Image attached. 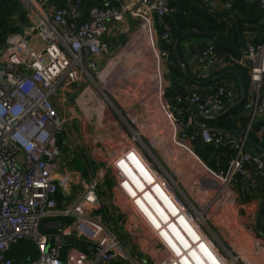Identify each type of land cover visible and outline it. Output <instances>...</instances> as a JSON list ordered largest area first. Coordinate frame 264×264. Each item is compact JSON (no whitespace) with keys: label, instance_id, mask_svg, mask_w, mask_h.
Returning a JSON list of instances; mask_svg holds the SVG:
<instances>
[{"label":"built area","instance_id":"1","mask_svg":"<svg viewBox=\"0 0 264 264\" xmlns=\"http://www.w3.org/2000/svg\"><path fill=\"white\" fill-rule=\"evenodd\" d=\"M16 1L24 8L28 24L22 34L8 36L0 49V264H13L7 253L23 240L33 243L37 255L20 264H233L236 255L225 249L212 224H208L209 211L213 206L221 210L225 198L224 208L231 207V213L238 216L233 212L237 198L255 191L259 180L264 179L263 156L247 152L243 138L196 127L189 108L161 102L162 92L158 99L173 143L181 146L175 138L178 127L191 129L181 137L189 143L188 150L202 173L199 188L188 194L194 206L179 190L175 174L176 182L154 161L142 157L137 147H145L136 135L131 136L125 152L99 166L87 183L67 168L58 170V140L67 130L68 121L76 119L79 123L81 119L60 112L54 96L66 85L85 80L93 84V78H97L94 58L106 50L103 36L109 28L122 32L113 24L122 23L127 14L140 20L141 27L151 35L154 17L170 13L167 1L130 0L125 5L122 0H104L105 6L92 7L83 23L77 21L79 0H63L66 7L56 9L47 8L46 0ZM113 1L121 2V6L113 8ZM257 1L264 13V0ZM223 7L229 9L230 3ZM161 39L166 44L171 42L167 32ZM165 53L162 56H167ZM198 57L208 67L221 70L238 66L247 70L255 92L263 82L264 41L258 46L247 44L237 56L221 57L210 46ZM198 89L194 86L191 96L178 98L177 104L186 101L198 105ZM232 97L230 87L215 86L205 105L221 106ZM246 108L252 116L262 113L264 98L250 102ZM183 112L189 115L180 121ZM259 132L264 133V126ZM196 141L232 147L234 153L227 168L219 169L216 164L212 169L203 163L190 149ZM106 175L113 179L109 204L98 190ZM237 176L245 182L240 184ZM231 184L237 187L236 193ZM76 185L79 190L73 192ZM112 214L122 219L121 226L134 248L116 233ZM246 216L252 231L255 217L250 212ZM69 238L82 249L70 246ZM258 244L264 249V241L255 242ZM253 261L264 264V252Z\"/></svg>","mask_w":264,"mask_h":264},{"label":"crops","instance_id":"2","mask_svg":"<svg viewBox=\"0 0 264 264\" xmlns=\"http://www.w3.org/2000/svg\"><path fill=\"white\" fill-rule=\"evenodd\" d=\"M85 1L86 3H101V5L104 2V0ZM126 1L130 0H122L125 5L128 4V2ZM200 1L205 5H208L209 7L215 5V10L224 12L223 10L225 8L223 7V5L225 3L220 4L217 0ZM103 5L105 6V4ZM120 6L121 2H112L113 8H119ZM93 7H98V5H94ZM53 9H56V7H53ZM90 9H88L86 13H84L85 10H82L81 7L79 18H84V22L88 20V12ZM21 10L26 21L25 24L22 26L25 27L28 22L25 18L24 10L22 9V7ZM11 19H16V16L12 17ZM155 19L156 18L154 17L151 27V35H149L148 32L141 27L140 20H138L137 18L129 17L127 14H125L122 23L113 24L114 27L122 30V32L116 30L115 28H109L107 34H105L102 38V41L106 43V50L101 51L100 54L94 58L97 66V78H93V84L89 80H85V83L63 86L61 89L58 90V92L53 98V102L60 112L64 111L66 115L70 116L78 114L82 118L79 123L72 125L69 129L66 125L67 130L62 133L61 137L58 140V144L60 143V146L61 143L66 144V140L68 141L67 143L72 142L73 145L76 144L74 146H77L78 142L83 144L85 151L79 152V156L81 157L82 161L84 157L85 159L87 158L95 161L97 164L96 170L99 166H102L103 163L109 164L113 162L120 153L125 152L128 149V145L130 144L129 140L133 135H136L138 139H140L141 145L145 147V149L139 147L137 148L139 149L142 157L148 162H151L150 153H156L154 148L160 149V154L164 150V133H166L167 131V133L169 134L170 126L165 118L162 106L159 103L158 94L162 92L161 102L164 101L173 107L179 106L178 104H173L172 100L166 99L165 97V90L169 87V66L174 65V62L169 59V54H166L165 51H161L158 48L159 42L163 41L161 39V34L163 32L161 34H158L155 26ZM83 20L81 19V23H83ZM133 26H135L134 30H132ZM21 28L23 29V27ZM129 37L136 38L137 40H139L138 42L143 45V50L149 48L151 49L154 56V63L152 64L151 62L149 68L150 72L152 73L154 67V80L134 79L135 77H138L137 73L142 71V67L138 66V64L142 66V62L138 59V53L136 52V50L132 48L128 49V47H131L128 43ZM245 39V46L247 45L248 41L253 40V38L249 37L248 35H246ZM263 41L264 36L260 44ZM201 44H205L208 47L212 46L215 49V46L211 44L210 41H206L202 39V37H195V40H193V42H184L183 60L187 69L191 72L194 77L200 79L202 77L203 70L204 76L202 80H206L210 77H214L217 73L221 72L222 69L220 70L214 67H208L206 63L200 61V57L198 56L201 54H190L191 49L197 50V47ZM163 53H165L167 56H162ZM163 75V79L165 80H162ZM163 82L165 83V85L163 84ZM262 83L258 87V91L255 92L252 90L251 84L249 82L247 91L245 89V99L247 98L246 105L254 100L264 98V94L261 90ZM146 86L151 89V92L142 93L143 89ZM223 86H233V81L223 80ZM214 87L215 86L211 87V91ZM237 88H231L233 91V96ZM190 89L191 87L188 88L189 93ZM208 93L209 86L207 85L205 88H200L199 96L200 98L204 96H206L207 98V96L209 95ZM183 103V108H189V113L191 114L195 112L198 108H200L199 105H189L186 101H184ZM228 104L229 100H224L221 106L225 107ZM246 105H244L242 114L244 117H248V124L256 122L257 119L264 121V111L260 114H255L254 116H252L251 112L248 111V109L246 108ZM189 113L187 112L186 114L189 115ZM180 121L182 120L180 119ZM155 133H162L163 138H161L160 140H156ZM183 133L184 130L178 127V134L181 136ZM256 134L257 136L259 135L257 132ZM73 135H75V138L78 140L77 142H73ZM235 138L237 139L238 137ZM255 142L264 148V143L262 144L259 139ZM137 144L140 145V143ZM196 144L197 143L191 146V150H193ZM88 148L95 155L96 159L88 158L86 156V149ZM185 150L189 153V155H192L188 149ZM255 150H257L256 152L254 151L255 154L263 156L264 159L263 153L258 149ZM83 164L86 167V175L90 177L91 173L88 167L84 162ZM61 171H63V169L59 170V172ZM237 179L240 181V184L245 182L240 180L239 178ZM89 180L90 179L88 178V181ZM261 180L263 179H260L259 182ZM230 187L234 189L233 191L235 193L237 192L236 186L231 184ZM256 194H251L247 191V193L243 197L237 198V203L239 201L240 205L238 208H236V212L238 214L239 209H242L243 213L245 212V215L243 216V225L247 227L249 222V216L247 217L246 215L248 214V212H250L252 216L254 215L255 217L258 206L260 204L261 197L255 196ZM202 202H204V204L206 203V201ZM58 203L60 204V200L58 201ZM204 206L205 205H203V207ZM224 215L227 219H232L233 222V213H225ZM262 226L264 228V212L262 215ZM233 236L237 238V235L233 232L227 235L222 234L224 240L231 245H228L230 247V251H233V254H236V251L234 250L235 247L233 246V244H237L234 241ZM241 236L245 237L244 233L243 235L241 234ZM255 248L263 249L262 247ZM237 251L239 252L242 262L244 264H250L249 260H255L257 254H260H256L253 251L250 252V249L249 252H244V250L241 249ZM250 253L252 254L251 257L249 256ZM232 260L235 261V264H238L236 257L232 258ZM254 263L258 264V262L255 261ZM197 264L201 263L198 262Z\"/></svg>","mask_w":264,"mask_h":264},{"label":"trees","instance_id":"3","mask_svg":"<svg viewBox=\"0 0 264 264\" xmlns=\"http://www.w3.org/2000/svg\"><path fill=\"white\" fill-rule=\"evenodd\" d=\"M42 1V0H38ZM79 14L77 21L81 23L80 10H85L84 13L94 5H98V7H104L102 3L95 4L94 2L86 3L85 0H79ZM206 1V0H205ZM220 4H224L229 2L230 8L227 10H223L226 14L232 17L241 33L242 36V44L238 49H232L228 45L237 44V33L234 27V24L229 22L228 20L212 14L211 12L205 10L202 7H199L194 0H167L170 13L162 18L155 19V26L158 34H161L164 31H167L171 37V42L169 44L160 41L158 44V48L161 51H165L169 53V59L174 62V65L169 66V87L165 90L166 99L172 100V103L177 105V99H184L186 97H190L191 93H189L188 88L192 86H196L193 82L187 79L182 69L178 65L174 50L173 43L176 38L188 32H200V33H210L216 36L220 41L224 44H218L209 38L202 37L204 40L210 41L211 44L215 46V52L221 57L228 58L230 56H237L239 52L245 47L246 44V35L252 37L253 40L248 41L247 44H251L253 46L260 45V42L264 36V13L259 6V2L257 0H217ZM204 4V3H203ZM47 8H62L66 7L63 0H46ZM101 5V6H100ZM205 5V4H204ZM16 14V15H15ZM16 16V19H11ZM25 19L23 16V12L21 10V5L19 2L15 0H0V49L5 44V39L10 34L21 33L22 25L25 24ZM84 22V20L82 21ZM7 29L8 33L6 35H2L1 30ZM184 41L183 39L179 45L178 50L180 55L184 59ZM208 46L205 44H201L197 47V50L191 49V53L201 54ZM232 68L237 71L243 80L245 89L247 91V87L249 84V79L247 76V70L238 67V66H230L226 69ZM225 69V70H226ZM224 70H221V72ZM223 80H232L233 86L231 88H237L236 77L232 74L220 77L210 84L206 85H197L199 90L197 94L199 95L200 88H205L208 86H219L223 85ZM228 87V86H226ZM262 93L264 94V78L262 83ZM247 99V98H246ZM239 105L238 107L231 110L230 114L222 116L216 120L204 121L203 123L210 126H215L218 128H230L233 124L234 127L239 131H244L248 125V117L243 116V108L246 105L247 100ZM184 101L178 104V106H183ZM194 114V112L192 113ZM188 114L183 112L179 118L182 121H185ZM234 120V122H233ZM264 121L257 119L256 122H253L248 131V136L253 140H260V142L264 143V133L259 132V129L264 126ZM191 129H184V133L188 135ZM256 132L259 134L257 136ZM226 134V132H223ZM230 138H235V136H229ZM215 149L214 155L209 157L206 153L200 155L199 151L201 149ZM194 153L210 168L215 169L216 164L219 169L225 170L228 162L233 156V149L229 145L225 146H208L203 144H196L193 148ZM255 152L257 150H254ZM254 151H251L247 148V152L255 154ZM260 153V152H258ZM83 162L88 167V164H92L95 167L97 166L96 162L92 159H83ZM82 162V163H83ZM252 167H248L250 169ZM237 178H241L237 176ZM240 183V181L237 179ZM251 194H256L257 197H262L264 193V179L258 182V188L255 191H251ZM56 200H60V196L56 195ZM62 221V219H58ZM67 221H71V219H67ZM42 230V229H41ZM53 232V231H52ZM70 246L82 249L81 245H78L72 238L68 239ZM37 255L36 248L32 242L23 240L18 242L15 245H12L7 253V257L13 261V264L24 263L28 260L35 258ZM111 264H121L119 262H112Z\"/></svg>","mask_w":264,"mask_h":264},{"label":"rangeland","instance_id":"4","mask_svg":"<svg viewBox=\"0 0 264 264\" xmlns=\"http://www.w3.org/2000/svg\"><path fill=\"white\" fill-rule=\"evenodd\" d=\"M135 29V26H133L132 30ZM2 35H6L8 33L7 29H2L1 30ZM195 40V37H188L185 39L184 42H193ZM136 38L129 37V44L136 52L138 53V59L142 62V66L138 64L139 67H142V71L137 73L138 77H135V80H154V67H153V72H150L149 65L154 63V56L151 51V49H146L143 50V45L138 42ZM207 41V40H206ZM127 43V42H126ZM162 69V68H161ZM141 73V74H140ZM164 75L162 76V80ZM141 78V79H140ZM165 85V83L163 82ZM151 92V89L148 88L147 86L143 89L142 93H149ZM133 95V94H132ZM78 115V114H76ZM81 118L80 115H78ZM78 121L76 119L68 121L67 122V128L69 129L72 125L77 124ZM156 134V140H160L162 137V133H155ZM93 135V134H91ZM154 135V134H153ZM172 131L169 130V134L164 133V138H163V149L164 151L162 152V155L159 153L160 149L154 148L156 151V155L151 153L153 157L158 161L159 165L163 168V170L171 177L173 181H177V186L179 187V190L185 194V196L189 199V201L193 204V201L188 197V194L190 191H194L195 189H198L200 186L199 180L202 175L200 168L195 160V158L192 155H189L188 152L183 147H186L189 149V143L182 138L179 134L178 131L175 134V138L181 143L180 145H176L173 143V138H172ZM170 137V138H169ZM74 142H77L78 140L75 138V135H73ZM68 141L66 140V144H62L60 146V143L58 144L59 150H60V156L58 159V165H59V170H62L63 168H67L68 172L74 174L75 176H81L85 182H88V176L86 175V167L82 163V159L79 156V152H84L85 148L83 144L78 142L77 146H74L71 143H67ZM193 151V150H192ZM215 149H201L199 151L200 155L202 154H207L209 157L214 155ZM192 154V153H191ZM196 155V154H195ZM86 156L88 158H95V155L92 153V151L88 148L86 149ZM197 156V155H196ZM152 159L150 158V161ZM88 169L91 173L92 176L95 175L96 173V167L92 164H88ZM156 165V164H155ZM173 174H176V178L173 176ZM205 178V177H204ZM113 184V179L110 175H106L104 182L100 184L98 190L102 196L103 201L106 204L110 203L111 200V188ZM79 190V186L76 185L72 188V191L75 192ZM199 193V192H198ZM206 194V193H205ZM197 195H202L201 193ZM220 201V200H219ZM224 203H225V198H223L222 202V209L219 210L213 206L211 210L209 211L210 214V219H208V224H212V229L214 230L215 235L217 238L221 241L222 245L225 247V249H229L230 247L224 238L222 237V234H231L232 232L237 235V238L233 236L234 241L236 242L237 245L233 244L235 247L236 254H233V251L230 252L232 256L236 255L238 259V264H244L242 262V259L240 257V254L237 250H244V252H250L253 251L256 254L257 253H262L264 252V249H256L255 247H261L262 244L254 245L255 242H261L263 243V238L260 237L259 235H256L254 228L251 231L249 227L243 225L244 218L243 216L245 215V212L243 213L242 209L238 210V216L234 217L233 222L232 219H227L226 216L224 215L225 213H231L232 208L227 207L226 209L224 208ZM240 205V202L236 203L235 210L238 208ZM233 211L234 213L236 211ZM161 210L158 209V212ZM165 217L164 215H162ZM121 221L122 219L114 214H112L111 222L114 226V229L118 236L121 238V240L126 244L130 245L132 248H134V245L131 244L130 238L125 234L123 227L121 226ZM222 223H220V222ZM175 234H177V231H174ZM245 235V237L241 236V234ZM180 234V233H179ZM231 246V245H230ZM237 249V250H236ZM223 253H225V250H222ZM243 252V253H244ZM250 257L252 254L250 253ZM250 264H255L253 260H249ZM260 264V263H258Z\"/></svg>","mask_w":264,"mask_h":264},{"label":"water","instance_id":"5","mask_svg":"<svg viewBox=\"0 0 264 264\" xmlns=\"http://www.w3.org/2000/svg\"><path fill=\"white\" fill-rule=\"evenodd\" d=\"M194 2L199 7H202L205 10H207L211 13H214V14L228 20L229 22L233 23L235 30H236V33H237L238 40H237V44L228 45V46L231 47L232 49H237L241 46L242 36H241V33H240V31H239V29H238V27H237V25H236V23L232 17H230L225 12L215 10V8H216L215 5H213L212 7H209L208 5H204L200 0H194ZM188 37H205V38L211 39L212 41H214L218 44H222V45L224 44L216 36H214L213 34H210V33L188 32V33H185V34L181 35L180 37L176 38V40L173 43V50H174L175 58H176L177 63L179 64L180 68L182 69V71L184 72L186 77L188 78V80H190L194 84L206 85V84H210L213 80L215 81L216 79H219L222 76H225L227 74H232L236 77L237 84H238V88L234 92V96L229 100V104L225 107L218 106V105L207 106V105H205L206 96L201 97V100L199 102V106L201 108L197 109L195 111V114L193 116V123L200 129L218 130L221 132H226L230 136L243 138L246 141V145L248 146V148H250L252 151H254L255 149H258L264 155V148L248 136V130L239 131L234 127V124L230 128L225 129V128H218L215 126L206 125L203 123L204 121L216 120L222 116L230 114L232 109L238 107L244 101V99H245V87H244V83H243V80L241 79L240 75L235 70H233L231 68L226 69L222 72H219L214 77H210L206 80L196 79L191 74V72L187 69V67L184 63V60H183V58L180 55L179 50H178L179 43L183 39H186ZM191 92H192V90L190 89V93ZM210 92H211V86H209V93L208 94H210ZM233 122H234V120H233ZM194 143L200 144L199 141H196ZM263 212H264V193L260 199V204L258 206L257 213H256V216L254 219V225H253V228H254L256 235H259L262 238H264V228L262 226ZM100 264H109V263L102 262Z\"/></svg>","mask_w":264,"mask_h":264},{"label":"clouds","instance_id":"6","mask_svg":"<svg viewBox=\"0 0 264 264\" xmlns=\"http://www.w3.org/2000/svg\"><path fill=\"white\" fill-rule=\"evenodd\" d=\"M16 1V0H15ZM18 2V1H17ZM20 3V2H19ZM21 5V4H20ZM21 7H22V5H21ZM22 9L24 10V8L22 7ZM23 27V26H22ZM22 33H23V29H22ZM22 33H15V34H22ZM10 35H13V34H10ZM10 35H8V36H10ZM7 36V37H8ZM7 39V38H6ZM6 39H5V41H6ZM168 53V52H167ZM169 54V53H168ZM222 70H225V69H222ZM203 76H204V73L202 74V77L199 79V78H196V79H198V80H202L203 79ZM195 85H199V84H195ZM194 86H192L191 87V90H192V88H193ZM192 93V92H191ZM206 100V99H205ZM199 105V104H198ZM201 108V107H200ZM200 108H198V109H200ZM194 114H195V112H194ZM194 114H193V116H194ZM249 124H252V123H249ZM248 124V125H249ZM195 125V124H194ZM196 126V125H195ZM251 126V125H250ZM248 127V126H247ZM247 129V128H246ZM226 134H228V133H226ZM229 135V134H228ZM230 136V135H229ZM193 144H195L194 142L191 144V146L193 145ZM191 146H190V149H191ZM247 148H248V146H247ZM250 149V148H249ZM251 150V149H250ZM192 151V150H191ZM252 151V150H251ZM193 152V151H192ZM195 154V153H194ZM150 156H151V158H152V160L151 161H154L156 164H158L159 165V163H158V161L155 159V157H153L152 155H151V153H150ZM198 157V156H197ZM199 158V157H198ZM151 163V162H150ZM160 166V165H159ZM160 168L163 170V168L160 166ZM164 171V170H163ZM100 263H102V262H100ZM99 263V264H100ZM106 263H108V262H106ZM112 263V262H111ZM111 263H109V264H111ZM120 263V262H119ZM122 264V263H121Z\"/></svg>","mask_w":264,"mask_h":264},{"label":"bare ground","instance_id":"7","mask_svg":"<svg viewBox=\"0 0 264 264\" xmlns=\"http://www.w3.org/2000/svg\"><path fill=\"white\" fill-rule=\"evenodd\" d=\"M232 263H233V264H235V261H234V260H232Z\"/></svg>","mask_w":264,"mask_h":264}]
</instances>
